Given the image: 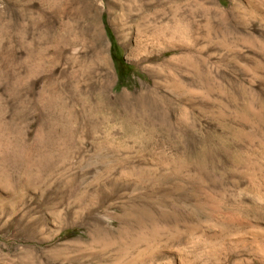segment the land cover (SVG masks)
Returning a JSON list of instances; mask_svg holds the SVG:
<instances>
[{"label": "rangeland", "instance_id": "obj_1", "mask_svg": "<svg viewBox=\"0 0 264 264\" xmlns=\"http://www.w3.org/2000/svg\"><path fill=\"white\" fill-rule=\"evenodd\" d=\"M0 264H264V0H0Z\"/></svg>", "mask_w": 264, "mask_h": 264}, {"label": "trees", "instance_id": "obj_2", "mask_svg": "<svg viewBox=\"0 0 264 264\" xmlns=\"http://www.w3.org/2000/svg\"><path fill=\"white\" fill-rule=\"evenodd\" d=\"M122 68H126V66L122 62H120L118 66L119 76L122 75Z\"/></svg>", "mask_w": 264, "mask_h": 264}]
</instances>
